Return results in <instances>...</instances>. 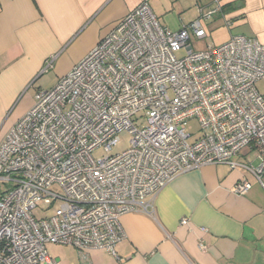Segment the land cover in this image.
<instances>
[{"label": "built area", "instance_id": "2783aa9c", "mask_svg": "<svg viewBox=\"0 0 264 264\" xmlns=\"http://www.w3.org/2000/svg\"><path fill=\"white\" fill-rule=\"evenodd\" d=\"M198 13L172 32L143 2L53 88L37 92L0 144V182L9 187L0 196V264H59L52 244L83 258L90 249L117 257L121 218L155 216L171 181L207 165L244 168L264 189V45L233 35L196 51L192 39H207L205 22L223 13L222 3ZM194 120L197 136L187 131ZM123 131L130 148L113 155ZM246 149L256 165L237 162ZM251 189L242 180L234 192ZM37 209L46 216L37 219Z\"/></svg>", "mask_w": 264, "mask_h": 264}, {"label": "crops", "instance_id": "0c3cea01", "mask_svg": "<svg viewBox=\"0 0 264 264\" xmlns=\"http://www.w3.org/2000/svg\"><path fill=\"white\" fill-rule=\"evenodd\" d=\"M215 1L0 0V144L42 88L33 97L27 89L48 72L55 86L143 2L169 29L170 13L182 28L184 18L190 24ZM218 1L223 13L205 22L207 32L227 28L229 39L241 35L264 45V0ZM236 160L258 162L250 149ZM242 180L252 189L239 196L234 188ZM120 221L126 237L117 257L90 249L83 258L69 245H48V252L59 264H264V189L244 168L217 164L182 174L158 194L155 216L129 213Z\"/></svg>", "mask_w": 264, "mask_h": 264}, {"label": "rangeland", "instance_id": "374dc122", "mask_svg": "<svg viewBox=\"0 0 264 264\" xmlns=\"http://www.w3.org/2000/svg\"><path fill=\"white\" fill-rule=\"evenodd\" d=\"M168 20L170 22L168 24V26L172 32H178L184 27V26H182V28H179V26L181 25L179 16L175 15L174 13L169 14ZM184 20H185V22H187V24L185 26H188L189 25L188 17H187V19L184 18ZM228 39H229V34H228L227 28H217L210 33L208 32V37L204 41H197L195 39H192V44H193L194 49L196 51H201V50H206L208 46L222 45V44L226 43L228 41ZM185 53H186L185 50H183L180 53H178L177 56L179 58H182L183 56H185ZM53 84H54V76L52 75L51 72H48V73L43 75V77L35 84L34 87H32V88L30 87L29 89H27L28 95H26V97H28V96L33 97L35 92L37 90H39V88H42L41 90H44L45 88H52V87H54ZM257 88L260 91V93L263 94L262 91L264 90V83L257 84ZM187 131H188V133L193 134L194 136H197L198 131H199L198 122L196 120L191 121L187 127ZM119 138H120L119 143L115 147H113V150L111 152V154H113V155L121 154L130 148L131 135L129 134L128 131L121 132L119 135ZM192 142H193V139L190 140V143H192ZM104 154H106V153L104 151H101L98 154H96V157H102ZM8 188L9 187L7 184L0 182V196ZM34 216L37 217V219H41V218L46 216V213H44L40 209H37L34 211ZM52 250H53V248L49 247V251L51 253H52Z\"/></svg>", "mask_w": 264, "mask_h": 264}]
</instances>
